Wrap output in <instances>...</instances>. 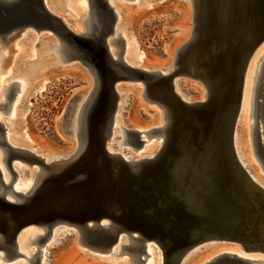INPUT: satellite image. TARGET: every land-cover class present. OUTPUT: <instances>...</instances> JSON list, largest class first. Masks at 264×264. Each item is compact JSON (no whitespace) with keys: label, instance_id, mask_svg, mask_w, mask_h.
Returning <instances> with one entry per match:
<instances>
[{"label":"water","instance_id":"water-1","mask_svg":"<svg viewBox=\"0 0 264 264\" xmlns=\"http://www.w3.org/2000/svg\"><path fill=\"white\" fill-rule=\"evenodd\" d=\"M212 1L213 18L200 15L197 19V41L203 36L206 44L200 53L191 56L194 72H175L200 81L207 98L186 104L173 93L175 74H149L129 67L119 58H110L107 38L114 18L104 0L89 1L94 13L100 10L105 19L104 28L94 37H78L65 30L47 13L42 0H0V41H9L27 28L48 29L66 47L68 55L88 69L98 87L85 113L83 148L74 160L44 178L45 184L37 191L39 206L27 205L14 191V204L4 198L16 178L12 159L41 161L6 143L0 128L3 162L10 174L7 184L0 179V249L4 257L21 256L15 251V240L30 224L41 227L44 235L56 225L73 227L99 252L107 251L125 236L130 245H121L119 253L125 251L137 264L143 263L141 255L147 257L145 247L149 243L159 249L162 264H179L190 249L211 240L237 243L247 254L264 256V190L239 165L232 146L244 73L252 53L264 39V0ZM198 2L206 9L205 0ZM213 23L215 39L208 42L207 27ZM12 31L15 34L6 37ZM114 42L118 45L120 41ZM190 44L177 53L176 63L190 54ZM206 50L214 55L209 56ZM129 80H139L147 99L166 108L168 115L172 109L176 118L172 130L163 126L147 132L126 131L131 145L137 148L143 143L141 134L163 137L154 157L132 164L105 148L117 98L114 86ZM16 85L10 84L9 95ZM253 135L264 169V143L257 125ZM101 221L107 226L100 225ZM260 263V259L222 254L206 264Z\"/></svg>","mask_w":264,"mask_h":264},{"label":"rangeland","instance_id":"rangeland-1","mask_svg":"<svg viewBox=\"0 0 264 264\" xmlns=\"http://www.w3.org/2000/svg\"><path fill=\"white\" fill-rule=\"evenodd\" d=\"M69 1L70 0H67L68 3ZM83 1L85 5L84 11H88L89 7L87 0ZM134 1L135 0H107V3L112 5L116 15H119H117L116 19L113 21L112 30L114 29V31L108 36L107 42L111 39L120 41L118 42V45L109 42L108 50L110 52L112 50L114 60L119 58L124 62V55L126 54V39L128 38L127 35H129L127 32H129V28L132 30V33L137 36L134 47L138 48L139 46L142 51H145L146 56L144 65L150 70L155 67L163 68L166 63H168L169 54L174 47L180 43L179 35L182 34V27L187 23L184 20L186 18V6L190 12L189 0H141L142 2L146 1L145 4L131 8L129 4H132ZM43 2L45 4L47 3L46 8L49 7L48 9L52 13L63 18L71 28H76L81 32L83 31L80 19H75L73 14L75 13L76 17L79 18L87 14V11L85 14L81 12V6H79V4L75 7L71 6L70 8H74L72 10L65 6V9H68L69 12L62 10L59 13L58 11H55V9H51L53 6L51 0H43ZM117 19H120L118 23ZM124 19L129 20L128 24L125 25L123 23ZM14 34L15 31H12L8 33L6 37H10ZM119 38L123 41L119 40ZM58 40L59 39L56 35L48 29L36 33L35 31H32V29L27 28L11 38L5 46L0 44L1 134L3 135L4 140H8H6L7 143L10 141L16 144L21 143L25 145L27 140H25L26 142L24 141L21 131L25 127L26 133L31 140V145L28 146L29 149L27 151L41 148L42 150L39 152V156L44 161L45 157L50 158L55 156L51 151L65 148L70 149L72 145L75 146L74 149L77 148V138L74 137V139H72V137L67 134V131L65 132L63 123L71 112L72 107L75 106L79 100V97L81 95L85 97L88 95L89 92L87 91V93L85 88L93 83L92 75L77 59L70 60L61 65L55 64L56 57L55 53H53V49L55 45L59 46L60 41ZM125 56H128V54ZM262 56L264 59V48L260 49L259 54L251 61V63L256 61L258 64L250 63L249 70L251 69V71L248 70L246 75L247 79L245 82L246 86L243 99L245 101H243L242 104L245 119L242 118L239 120L236 127V148L239 151L243 163L246 164V169L248 167L255 168L258 175L264 181V169L259 162L257 155L254 154V149L250 142L252 131V127L250 126L251 122L252 124H255L257 121L260 122V119L255 120L252 118L251 120L249 112L250 103H248L250 101L249 96L251 98L250 90L253 82L252 73H256L254 68L257 69L259 62L261 63L259 60ZM4 57L8 58L4 61ZM122 58L124 60H122ZM39 63L42 64V67L39 71H36V74H33L31 72L33 67H37ZM166 72V69L165 71L163 70V73ZM255 73L253 75H255ZM262 76H264V74ZM173 81L176 85L179 84L178 92L186 98H189L190 96L195 97L197 96L198 89H204L199 81L187 76L174 75ZM20 82L25 86L21 89L22 93L20 94L17 85L13 91H11L12 95H9V88L6 93L2 92L3 90L1 91V87H7L10 83ZM115 86H119V88L123 90L122 93L126 92L122 97V107L120 106L122 109H120L121 113L119 112L123 124L118 122L111 128L112 134L107 142V146L108 148L110 146L113 151L121 152L129 159L138 160L147 158L149 156L148 152L153 151L155 147L157 148L158 144L161 142V137L158 134H141V141H143V143L140 147L137 148L131 144L119 146L118 142L122 137L120 124L125 125L127 128H125L126 130L138 129V131L147 132L153 128H158L156 125L144 128L152 119L149 115V111L160 114L161 110L156 104L149 103L141 98L140 91H142L143 87L140 82H118ZM249 86L250 90H248ZM91 87H93V85ZM133 88H138V98L134 96ZM17 97L19 100L16 103L13 112L10 113L11 107ZM257 101H261V98L257 99ZM28 107H30L29 112L26 114ZM241 124L245 126V129L247 128V138L244 143H240V138L238 136ZM256 125L257 128H259L258 132H261V124ZM142 128H144V130ZM15 129L18 131L20 130V132L17 134L14 133ZM259 137L262 139L261 136ZM127 138L129 140V137ZM2 158L3 151L0 148V170L5 179L9 181L10 174L7 169H5ZM11 166L16 174L12 186H25L26 181L23 179V176L25 175H29V184L34 183L35 176L33 173L37 171V169L39 170L38 166L26 163L19 159H12ZM28 227H25L23 229L24 232L21 231L20 235L17 236V241L15 240V251L21 256L5 261L3 259L4 253L0 249V264H29L31 262L30 259L33 257L36 258V264H41L40 254L31 257V255L34 254V251H36L37 245L39 246V252H45L46 259L43 264H125L126 262V264H133L131 260L132 258L128 253L125 251L119 253V245H130L128 238L125 236L119 239L118 243L109 247L107 251L99 252L96 250L94 251L90 245H82L78 240L80 235H78L79 233L73 227L56 225L50 230L48 235H44V231L41 228L32 226ZM28 230L31 232H28ZM36 237L39 242L35 245L36 241L34 240H36ZM16 242L20 244L18 245ZM216 245L225 244L210 243L209 245L205 244L200 247L195 246L182 257L180 262L187 264L191 259H198L191 264L208 263L209 258L217 254ZM212 248H214V250H212ZM147 251H151V256ZM145 252L147 257L144 255H141L140 257L143 260L142 264L148 262V257L153 259L152 264H156L158 258L161 256L159 249L152 243L147 244ZM262 258L264 259V257ZM255 259L259 258L255 257ZM263 259H260L263 261V263L260 264H264ZM153 261L156 262L154 263ZM180 262L179 264H181Z\"/></svg>","mask_w":264,"mask_h":264},{"label":"bare ground","instance_id":"bare-ground-1","mask_svg":"<svg viewBox=\"0 0 264 264\" xmlns=\"http://www.w3.org/2000/svg\"><path fill=\"white\" fill-rule=\"evenodd\" d=\"M89 1L91 2V0H87L88 3H89ZM193 1L194 2H192V0H189L190 12H189L188 7L187 6L185 7V10H186V13H185L186 14V18L184 20L187 23L184 22L185 23V26L182 27V34L179 35L180 43H178V45H176L174 47V49L172 50V52L169 54V56H168V58H169L168 59V63H166V65L163 68L155 67L154 69L150 70V69H148L147 66L144 65V60H145V56H146L145 51H142L141 47H139V46H138V48L137 47H134L135 41L137 39V36L134 33H132V30L129 29V28H128V31L129 32L126 31L127 33H129V35H127L128 38L126 39V54H125V55L128 54V56H125L124 55V59L125 60L122 58V60H124V63L126 65H128L129 67H131V68L138 69V70H142V71H145V72H147L149 74H156V75H164V76H166V75L175 74V76H176V75H183V74H176L175 72H177V71H179V72H187V73H190V74H191V72H194L193 69L195 67L193 65H191L192 64L191 61H190V59L192 58L191 56H195L196 53H200L203 50V48L205 47V44H206L205 40L203 39V36H201V39L199 41H197L198 40V36H197V26L199 25L198 24L199 22H198L197 19H201L200 15H205L204 16V19L207 18L208 16L210 17V19H212L213 17H212L211 11L213 10V8L215 6L213 7V1L212 0H205V2H206V9L205 8L203 9L202 6H200V3L198 2V0H193ZM78 2H80V3H78ZM42 4L44 5V8H45V6H46L47 3L45 4L43 2V0H42ZM77 4H79V6H81L80 7L81 8V12L83 14H85L87 10L84 11L85 5H84V1L83 0H70L69 1V5L70 6H74L75 7ZM48 8H47V11H48ZM88 12H89V14H88ZM103 19L104 18H103L102 15L99 14V11H98V13L96 15L94 13V9H90V11H87V14L85 16L81 17V19H80L81 25L83 27V29H82L83 31L82 32L80 30L76 29V28H71L68 25V23H66L63 19H61V20L65 23V25L68 28L70 27V31H72L76 36H81V37H94L95 34H97L99 31H101L102 28H104L105 19L104 20ZM193 19H194V21H193ZM119 20L120 19H117V23L119 22ZM128 22H129L128 19H124V21H123V23L125 25L128 24ZM209 23H210V20H209ZM213 27H214V23H213V25L210 24V26L208 25V27H207V30H208V35H207L208 42H210L213 39H215V30L213 29ZM113 31H114V29L112 30V33H113ZM202 40H203V42H202ZM114 41H115V39L109 40V42H111V43L113 42L116 45V42H114ZM109 42H107V43H109ZM189 43H191L190 44L191 47L189 46V48H190V54H188L185 57V59H182L181 58V60H179V62L176 63V61H177V53L180 52V51H182L185 47H187L189 45ZM263 48H264V39L255 48V50L252 53L250 59L248 60L247 67H246V70H245V73H244V77H243V84H242V89H241L239 109H238L237 117H236L235 124H234V129H233V133H232V146H233V150H234V153H235L236 160L238 161L239 165L246 171V173L249 175V177L251 178V180L258 187H260L262 190H264V181L258 175V173L255 170V168L253 169V167H248L249 169L248 168L246 169V167H245L246 164L243 163V161L241 159V156L239 154V151L236 148V144H237L236 143V136H237L236 135V133H237L236 132V127H237L238 121L241 120L242 118H244V114H245L243 112L242 104H243V101H245L243 99H244V91H245V86H246L245 85V82H246V79H247L246 75H247L248 70L250 68L249 65H251L252 63L258 64V63H256V61L255 62H252V63H251V61L254 58H256L255 56H257L259 54V50L260 49H263ZM108 49L109 48L107 46V50ZM53 53H55V57H56L55 64H57V65H61L63 63H66L67 62L66 59L73 60L71 58V56L68 55V52H67L66 47L64 48V46L60 42H59V46H57V45L54 46ZM108 53L110 55V58L113 59L112 50H111V52L108 50ZM114 53H115V51H114ZM206 53H208L209 56L214 55L213 52H212V50H210V52H207V50H206ZM68 57H70V58H68ZM259 61H261V63L259 62L258 67L255 66V67H257V69L254 68V70L256 71V73L254 72L255 75H253L254 73H252V76H253L252 88L250 90V86H249V89H248V90L251 91V98L249 96L250 101L248 100L249 101L248 103H250V110H249V112H250V118H251V120H252V118L255 119V120L256 119H260V122L257 121V122H255V124H252V122H251V125H250L252 127V131H251V141L250 142H251V145H252V147L254 149V154L255 155H257V152H256V147H255V142H254L253 130H254V127H255L256 124H261V132H259L260 133L259 136L262 137L261 141H262V143H264V76H262L264 74V69H263L264 68V59H263V56L260 58ZM175 64H176L177 67H175ZM83 67H85V66L83 65ZM176 68H178V70ZM165 69L167 70V72L166 73H163V70L165 71ZM252 70H253V68H252ZM249 71H251V69ZM183 76L189 77L188 75H183ZM92 78H93V76H92ZM189 78H191V77H189ZM192 79H194V78H192ZM195 80H197V79H195ZM126 82H128V83H131V82L138 83L140 81L139 80H129V81H126ZM16 84L18 86V92H19V94L22 93V90L21 89H23V87H25V86L23 85L22 82L16 83ZM171 84H172V89H173V93L175 94V96L180 101H182V102H184L186 104H193L195 102H203L207 98V92H206V90H205V88H204V86L202 85L201 82H200V84H201V86L204 89H202V90L201 89L200 90L198 89L197 94H196L197 96H195V97H192V96L189 97L188 96L189 98L184 97L180 92H178V86H179V84L176 85L175 82L173 81V79H172ZM92 85H93V87H91ZM142 87H143V89H142V91H140L141 92V98H143L144 100L148 101L149 103L156 104V103L150 102L149 99H147L146 89L143 86V84H142ZM8 88L10 89V85L7 86V87H1V91L3 90L2 92H5L6 93L8 91ZM89 88H90V91H89ZM97 88L98 87H95V81L93 79V83L91 85H88V87L85 88V91L86 92L87 91L89 92V93L87 92L88 95L86 97L85 96H82V95L79 97V100L77 101V103L75 104V106L72 107L71 112L69 113V115L67 116L66 120L63 123V127H64L65 132L67 131V134H69L72 137V139H74V137L77 138V148L76 149H74L75 146L72 145V147L70 149H66L65 148V149H60V150H57V151L56 150L55 151H51L55 156H52L50 158L45 157V161H44L39 156L40 155L39 152H41V150H42L41 148H36L35 147L36 148L35 150L32 149L31 151H27L29 149L28 146L31 145V140H30L29 136L26 133L25 127L23 128V130H21L22 131V136L24 137V141L27 140V143L25 145L24 144H21V143L16 144V143H13V142H10V141L8 142V144L10 146H12L14 148H18V149L24 150V151H27V152L31 153L33 156H36L41 161L40 164H38V163H35V162L34 163L33 162H29L24 157H18V158H16V159L22 160V161H24L26 163H29V164H35L36 166H38L39 170L37 169L38 172L35 171L33 173V175L35 176V179H34V183L33 184H29L28 183L29 182V179H30L29 178V175H25V176H23V179L26 181L25 186L19 187L18 185H14V186L11 185V191H7L4 194V198L7 199L8 202L14 204V200H12V199H15L14 196H13V194H12V192L14 191V192L19 193L21 195V197H23L24 200H26V204L27 205H29V206H35V205L39 206V201L37 200V191L40 188V186H43L45 184L44 178L47 177V179H48L49 176L50 177L53 176V174H55L56 170L58 168H60L63 165V163L64 164H67V163L71 162L72 160H74L79 155V153L81 152V149L83 148L82 147L83 144L81 143V138L83 139V136L82 135H83L84 130H85V127H86L85 119H84L85 118V113H86V111H87V109L89 107L90 102L94 101V98L97 95V92H98ZM133 89H134V96L136 98H138V95H139L138 88H133ZM122 91L123 90H121V88H119V86H114V92L116 93L117 98H116L115 108H114V111H113V114H112L111 128L113 126H115L118 122L119 123H122V119L120 118L121 115L119 116V112H120V109L122 107V104L121 103L123 102L122 101L123 94L126 93V92L122 93ZM259 98H261V101H257V99H259ZM18 100L19 99L17 97L15 99V101H14V104L11 107L10 113L13 112V109L15 108L16 103L18 102ZM158 107L161 110V113H160L161 115L158 114L157 112L149 111V115H150V117L152 119L149 122V124L145 125L144 128H146V127L149 128V126H152L153 127V125L154 126L155 125L158 126V128H163V126H164L166 129H167L168 126H169V129H171L172 127H174V125L176 124V118L174 117V115L172 113L173 112L172 109L171 110H168L169 113H170V115H168V112L166 111V108L160 107V106H158ZM29 108L30 107L27 108L26 114L29 112ZM246 112H247V110H246ZM169 118H170V123H168L169 122ZM122 124H120L121 125V133H122L121 135H122V137L119 140L118 145L119 146H121V145H127V144L130 145L131 144V138L126 133V131H131V130L138 131V129L126 130L127 129L126 126L125 125H122ZM144 128H142V129L144 130ZM246 129H245V126L243 124L240 125V132L238 133V136L240 138V143H244L245 142V139L247 138V135H246V133H247L246 131L247 130ZM18 132H20V130L18 131V130L15 129V132L14 133L17 134ZM167 133L168 134H167V140L166 141L169 144L170 139H171V135H170L171 132H170V130ZM111 134H112V132H111ZM159 136L161 137V142L158 144L157 148L155 147L156 150L153 149V151H149L148 152L149 153V156L147 158H144V159H148V158L154 157L158 153V151L161 149L162 138L163 137L161 135H159ZM127 137H129V140H128ZM6 140H4V141L7 143L8 140L7 141ZM238 143H239V141H238ZM105 148H106V151H108L109 153H111V154H118L122 158H124V160L128 161V163H131V164L132 163H135L137 161L142 160V159H138V160H136V159H129L126 155H123L121 152H119V151L117 152V151L111 150L110 146L108 148L107 144L105 145ZM46 150H49V149H46ZM2 151H3V149H2ZM4 157H5V152H3L2 161H3ZM3 165H4V162H3ZM4 167H5V165H4ZM0 179H1V181L3 183H6L7 184L9 182V181H7L5 179V177L1 173V170H0ZM0 192H1V189H0ZM24 200H23V202H24ZM107 224L108 223L105 222V221H101V223H100V225H102L104 227H106ZM28 226L29 227L32 226V227L41 228V227L35 226L33 224H30ZM28 226H26V227H28ZM23 229L21 231H23ZM30 230H28V232H31ZM20 232H19V234L17 236L20 235ZM26 232H27V230H26ZM123 237L124 236H121V237H119V239H121ZM40 238H42V237H40ZM17 239H18V237L16 238V241H17ZM37 239L38 238L36 237V240H34V241H36L35 245L37 244V242H39V241H37ZM119 239H118L117 243L119 242ZM78 240L80 241V243L82 245H88L87 244L88 240H87V237L86 236H84L82 239L79 236V239ZM210 243H223L225 245H216V249H217L216 250L217 251L216 253L217 254L214 255V256L212 255L213 257H211V258H209V256H208V258H209L208 261H211L215 257H217L219 255H222V254H231V255H234L236 257L246 258V259H250V260H258V259H255V257H258L259 259H263L262 257H264V256H260L258 254H247V253H245V251L242 249V247L239 244L233 243V242H227V241L211 240V241L203 242V243L198 244L196 246H199L200 247V246L205 245V244H208L209 245ZM119 247H120V245H119ZM212 250H214V248H212ZM147 252L151 256V253H150L151 251H147ZM39 254H40L41 264H43L44 260L46 259L45 252L42 251V252H39ZM157 254H159V253H157ZM202 255H203V253H202ZM31 257H33V256L31 255ZM160 257L158 258V262L156 264H162V256H160ZM3 258H6V257L3 256ZM148 259L149 260H148V262L146 264H152V260L153 259H150L149 257H148ZM35 260H36V258H34V257L31 258L30 259L31 262L29 264H36L35 263ZM196 260H198V259H191V261H189L187 264H191L192 262H196ZM180 263L183 264L182 262H180ZM76 264H80V263H76ZM198 264H203V263H198ZM204 264H206V262Z\"/></svg>","mask_w":264,"mask_h":264},{"label":"flooded vegetation","instance_id":"flooded-vegetation-1","mask_svg":"<svg viewBox=\"0 0 264 264\" xmlns=\"http://www.w3.org/2000/svg\"><path fill=\"white\" fill-rule=\"evenodd\" d=\"M127 1H133V0H127ZM146 1H148V0H146ZM145 1V2H146ZM145 2L143 1H141V0H135L132 4H129V6L132 8V7H137V5H143V4H145ZM51 3H52V8L51 9H55V11H58L59 13H60V11H67V12H69V10L68 9H65L66 7H68L69 9H74V8H70L71 6L69 5V3L67 2V0H51ZM88 3V2H87ZM104 3H105V6L109 9V11L111 12V14H112V16H113V18L114 19H116V13L114 12V9H113V7L111 6V5H109L108 3H107V0H104ZM91 4V3H90ZM89 3H88V7H89V10L88 11H90V5ZM66 6V7H65ZM43 7H44V5H43ZM119 7V6H118ZM45 10L47 11V8H46V6H45ZM50 10L48 9V11H47V13L49 14V15H51L53 18H55L56 20H58V22L61 24V26L65 29V30H67V31H69L70 33H72V34H74L72 31H70V29L68 28V27H66V25H65V23L61 20V19H63V18H61V17H59L58 15H55V14H53L51 11L49 12ZM74 12V11H73ZM97 12H98V10H97ZM101 12H100V10H99V14H100ZM74 14V18L75 19H81V18H79V17H76V14L75 13H73ZM88 14H89V12H88ZM32 31H35V30H33L32 29ZM36 33L37 32H40V31H35ZM112 33V32H111ZM75 35V34H74ZM78 37H81V36H78ZM119 40H121V41H123L122 39H120L119 38ZM9 41H0V44L1 45H3V46H5V44H7ZM8 57H4V61L7 59ZM70 59H66V61L68 62ZM42 64H40L39 63V65L37 66V67H33V69H32V73L33 74H36V71H39V69L42 67L41 66ZM55 67H57V66H55ZM30 72V73H31ZM37 254H39V246L37 245L36 246V251H34V254L32 255V256H35V255H37ZM130 257L132 258L131 260H132V263L133 264H137L136 263V261H135V259H134V257H132L131 255H130ZM35 258V257H34ZM5 261H8L9 259H7V258H3ZM127 263V262H126ZM125 263V264H126Z\"/></svg>","mask_w":264,"mask_h":264}]
</instances>
